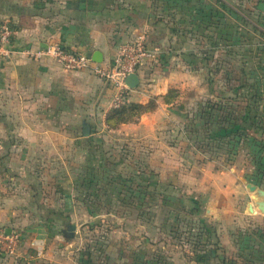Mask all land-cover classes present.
Wrapping results in <instances>:
<instances>
[{
	"label": "crops",
	"instance_id": "0c3cea01",
	"mask_svg": "<svg viewBox=\"0 0 264 264\" xmlns=\"http://www.w3.org/2000/svg\"><path fill=\"white\" fill-rule=\"evenodd\" d=\"M152 1L0 0V18L13 22L16 49L11 57H0V191L5 188L14 193L18 188L20 192L25 181H35L33 178L37 176H57L62 179L59 186L64 193L62 212L44 219L18 217L14 213L20 206L18 200L0 197V264H264V216H253L260 226L257 222L256 226L248 223L251 218L247 223L242 222L232 215L239 206L230 202L229 197H220L225 202L215 195L210 201V195L207 197L205 210L214 221L206 224L208 231L198 233L205 242L201 250H191L189 245L182 249L165 248L160 242L166 239L165 233L159 226L151 233L150 222H158L155 217L149 218L148 202L142 201L137 205L114 199L110 207L115 210L112 229L96 237L94 223L100 213L91 212L95 207L90 209L87 203H75L71 198L74 188L70 184L74 185L75 176L80 181L77 185H82L79 193L100 189L101 173L94 165L96 161L102 166L105 164L106 154L102 150L112 145L111 140L115 137L159 140L161 137L153 135V131L163 118L169 117L170 111L158 105L134 121L109 127L105 116L112 107H117L113 105L115 89L109 83L89 69L68 70L52 58L28 56L24 49L36 50L48 42H58L84 52L91 59L99 51L102 61L107 62L122 44L142 34L155 56L140 63L139 84L126 92L119 105L129 101L146 103L151 95L167 92L174 84L172 77L177 79L176 74L181 70L182 78L188 82L195 79L196 70L188 66L202 59L196 48L185 41L200 31L211 38L215 31L212 8L219 7L218 0H204L211 2L209 21L205 11V23L200 30L203 23H200L201 13L197 14L200 8L197 3L201 0H164L174 4L173 24L164 17V11L168 10L165 6L162 14L154 18ZM260 1L255 0L254 6ZM220 26H223L222 16ZM171 67L177 70L171 73ZM167 70L170 73H164ZM161 72L162 76L158 74ZM154 75L157 82L146 87L142 81L150 76L154 80ZM85 126L88 134H84ZM19 145L23 146L22 150ZM36 161L40 162L39 168ZM160 164L163 165L161 161ZM143 170L139 167L130 173L125 170L133 175L128 176L130 179L124 182L123 188L111 190L127 192L133 177H139L135 189L147 190L148 173ZM162 171L156 169L158 179L166 177ZM179 175L196 193H202L203 187L211 194L244 193L240 176L222 169L194 167L188 174L181 171ZM202 177L208 179L209 185L203 184ZM215 199L219 201L214 203ZM162 220L165 222L167 218ZM162 220L158 225H164ZM70 223L76 226L72 236L63 232V226ZM6 228H10L7 235L14 232L20 235L16 253L4 251Z\"/></svg>",
	"mask_w": 264,
	"mask_h": 264
},
{
	"label": "rangeland",
	"instance_id": "374dc122",
	"mask_svg": "<svg viewBox=\"0 0 264 264\" xmlns=\"http://www.w3.org/2000/svg\"><path fill=\"white\" fill-rule=\"evenodd\" d=\"M217 2L219 7L214 6L212 11V21L218 24V26L213 24L215 31L211 35V37L213 36L212 44L209 41L208 33L205 31L197 32L195 36H191L190 40L185 41L186 44L195 47L197 54L202 57V62L198 60L197 64L188 66L193 71L196 70L195 79L188 82L186 78H182L184 76L181 75L182 70L176 74V76L178 75L177 79L172 77L174 84L168 87L171 92L167 96L170 103L166 104L163 98L169 89L161 96L151 95V98L154 97L156 100V106L159 105L161 108L170 111L169 117L163 118L164 120L160 122L158 129L153 131V135L156 134L161 139L156 140V137H151L152 140H131L130 138L117 139L115 137L116 139L110 141L112 145L106 146L102 150L106 154V156L104 155L105 164L102 166L96 161L94 165L101 173L100 189L97 192L79 193L78 189L82 185H77L80 181L76 176L73 179L74 185L71 186L70 184L71 189L74 188L71 191V198L75 203L85 202L90 209L95 207L91 212L100 213L94 223L96 237L100 234L104 235L112 229V215L115 210L110 207H112L111 204L115 203V200L116 202L118 200L136 202L137 205L141 201L143 204L148 202L149 218L154 219L155 217L156 222H158H150L151 233L156 232L157 226L161 227L166 239H161L160 242L165 248L170 249L188 248V245L191 250L204 248L205 242L201 235L198 237V233H205L206 224L214 221L205 210L209 195V201L214 195L223 202L225 199H220L221 196L229 197L230 202L239 206L233 211V216L239 217L244 223H247L251 218L248 223L256 226L257 222L260 226L258 219H253V216H264L255 205V201L259 198L256 197L255 192L248 190L246 183L250 182L259 188H264V134H260L264 128V35L262 34L264 19L262 20V16L260 18L253 8L255 0H218ZM152 3L154 18L157 14H162L165 6L168 10L164 11V17L171 24L174 23V4L172 1L164 3V0H153ZM209 3L211 2L201 0L197 4L200 5L201 10L209 14ZM227 4L228 6H226ZM220 6L221 10L219 9ZM221 16L223 18L222 27L220 26ZM246 20H250L256 29L247 24ZM200 30H203V27ZM221 30H223L222 36H220ZM187 37L189 36L187 35ZM146 43L148 45L147 41ZM195 48L194 52H196ZM204 57H207V65H204ZM241 67H243V71H240ZM217 68H222L223 71H215ZM176 70L175 67H171L169 71L173 73ZM170 72L167 70L164 73ZM224 72H226L227 79L240 75L247 77L244 83L245 88H237L234 84L238 83L233 80L228 83L219 81L224 80V77H221ZM162 73L158 74L162 76ZM207 76L214 80L212 84L206 83ZM152 77L144 78L142 81L146 87L149 84L155 85L157 82V80L155 81L157 77L154 75V80ZM253 79L259 80L257 81L259 83L257 89L251 88L250 81ZM164 86L162 87L164 88ZM247 86H250L251 89ZM200 88H204V90L200 92ZM254 90H257L259 92L257 94L263 99L259 100V103L258 101H251L253 102L250 106L251 113L247 119L241 122L240 126L245 127L242 131L246 137L231 133L221 137L220 130L214 129V124H217L216 119L223 115L230 117L229 120L233 121V116L236 113L233 111L227 113L220 109L211 110L207 102L217 101L220 96L235 95L236 92L240 94L251 91V94H254L256 93ZM157 100H160V103ZM246 102L247 100L242 99L240 101L238 98H232L229 105L236 109L234 104L238 103L239 105L241 103L245 106ZM203 107L207 108L206 112L208 113L205 115L206 124L204 117L198 116ZM238 108L240 109V107ZM237 126L235 124L234 128ZM258 137H263V139H258ZM12 144H10L11 148ZM17 147L22 150L23 146ZM160 161L163 165L160 164ZM39 163L36 161L38 168ZM55 165L56 163L53 164V166ZM136 167L142 168L145 170H143L144 172L147 171L148 173L147 190L145 187L142 190L140 188L135 189L139 177H133L130 180L131 185L126 189L127 192L111 190L112 187L123 188L124 182L130 179L128 176L133 175H128L125 170L130 173ZM194 167L222 169L225 172L238 174L239 180L244 183V193L211 194L206 193L207 187H203L202 193H196L189 187L188 183L181 181L182 176L179 175L181 171L182 174H188V171ZM157 168L163 170L165 178H157ZM202 178L203 184L209 185L208 179ZM33 179L35 181H25L20 192L18 188L14 193L10 192V189L5 191L3 188L0 191V197L2 200H5L6 197L18 200L16 202L20 206L16 207L14 212L18 217L33 219L36 216L44 219L61 213L64 193L60 191L59 185L62 179L57 176L48 178L37 176ZM142 180L144 182V175ZM46 185L49 186L46 188ZM217 200L215 199L213 202L215 203ZM248 203L253 204L252 212L247 208ZM135 211L138 213L139 209ZM164 217L167 218L165 222L162 220ZM161 220L164 225H158L161 224ZM234 221L236 222V217H234ZM63 232L68 234V224L63 226ZM90 234L93 235V233ZM162 243L160 244L162 245ZM172 244L174 245L171 246ZM211 248L213 247L211 246Z\"/></svg>",
	"mask_w": 264,
	"mask_h": 264
},
{
	"label": "built area",
	"instance_id": "2783aa9c",
	"mask_svg": "<svg viewBox=\"0 0 264 264\" xmlns=\"http://www.w3.org/2000/svg\"><path fill=\"white\" fill-rule=\"evenodd\" d=\"M15 50L13 22L9 18L2 17L0 18V57L9 58ZM24 54L34 58L42 56L52 58L68 70L89 69L115 89L114 106H118L125 99L126 92L130 89L125 78L131 73H137L138 66L145 58L155 56V52L149 48L142 34L122 44L107 62H95L84 52L58 42H48L45 47H38L36 50L25 48ZM19 238L18 232L4 235L2 244L4 251L10 254L16 253Z\"/></svg>",
	"mask_w": 264,
	"mask_h": 264
},
{
	"label": "trees",
	"instance_id": "16d2710c",
	"mask_svg": "<svg viewBox=\"0 0 264 264\" xmlns=\"http://www.w3.org/2000/svg\"><path fill=\"white\" fill-rule=\"evenodd\" d=\"M229 9H230V7H229ZM213 10L214 9L212 8V11ZM254 10L258 13L260 18L262 16V20H263L264 17L262 15V11L257 9L256 6H254ZM199 12L202 15V18L200 19V23L204 24L205 22H204L203 16L205 15V11L201 10V7L200 8L198 7L197 8V14ZM206 15H207V19L206 20H207V23H208V21H209L208 15L209 14H206ZM212 23L215 24L216 22L212 21ZM246 23L249 24V25L254 26L250 20L249 21L246 20ZM215 25L218 26V24H215ZM203 26L201 25V27H203ZM253 28L256 29L255 26ZM247 29L249 30V28H247ZM262 34L264 35V31L262 32ZM212 37L211 38L208 37L210 42L212 40ZM216 42H217V40H216ZM211 44H212V42H211ZM215 46H217V45H215ZM222 46H223V44H222ZM199 57L202 59L201 56H199ZM204 58H206V57H204ZM209 71L211 72V70H209ZM215 71H218V72L220 71L221 72L223 70H222V68L221 69L217 68ZM240 71H243V67H241ZM221 77H224V80H219V81H221V82L224 81L223 83H228L230 80H233V81H235V83H238L236 85L234 84V86H236L237 88L244 89L245 86H246V85H244V83H245L247 77H242L240 75V76H237V77H230L229 79H227L226 78V72H224L223 76H221ZM257 81H259V80L258 79H253V80L250 81L251 82V88L257 89V86L259 84ZM207 82L209 84H212L214 82V80L212 79V77L207 76L206 83ZM247 87L249 89H251L250 86H247ZM254 91H256V93H254V94H251V91L241 92L240 94H238L236 92L235 95H232V96H230V95L220 96L219 100H217V101H212V102L209 101V102H207V104L210 105L209 107L211 108V110L220 109V110H222L224 112H227V113L230 112V111H233V112L236 113L233 116V121L229 120L230 117H226V116H223V115L216 119L215 122L217 124H214L215 125L214 129L220 130V136L221 137L228 136V135H230V133L232 135H238V136L246 137V135L243 134V131H242V130L245 129V127L240 126L241 122L244 119H247L249 117V114L251 113L250 112V110H251L250 106L252 105L251 103H253L251 101H258V103H259V100L263 99L262 97L260 98L259 94H257V93H259V92H257V90H254ZM170 92H171V90L169 89L168 92L163 96L165 103H170V100L167 98V96L170 95L169 94ZM255 97H256V100H255ZM232 98L233 99L238 98L240 101H242V99L243 100H247L246 105L243 106V105H241V103L239 105H238V103L234 104L236 106V109H235L233 106L229 105L230 102L232 101ZM155 107H156V100H155L154 97L153 98L150 97V99L146 103L129 101V102H126V103H124L122 105H119L117 107H112L107 112V114L105 116V122H106V124L109 127H116L120 123L136 120L141 114H143L145 112H148V111H151V110L155 109ZM238 107H240V109ZM206 110H207V108L203 107L202 109H200V111L198 113V116L200 115V117H202V116L204 117L205 124L207 122V119H206L205 115H208ZM240 112H242V113H240ZM244 114H246V115L244 116ZM235 124L238 125L236 128H234ZM260 134H264V128H263V132H261ZM258 139H263V137H258ZM200 257H201V255L198 256V259H200Z\"/></svg>",
	"mask_w": 264,
	"mask_h": 264
},
{
	"label": "water",
	"instance_id": "95a60500",
	"mask_svg": "<svg viewBox=\"0 0 264 264\" xmlns=\"http://www.w3.org/2000/svg\"><path fill=\"white\" fill-rule=\"evenodd\" d=\"M257 9L261 10L262 12H264V0L258 2V4L256 5ZM92 60L95 62H101L102 61V55L99 51H95L93 53L92 56ZM125 82L128 85L129 88H135L138 84H139V76L137 73H131L129 74L126 78H125ZM85 125H87L85 123ZM84 134H88V128L87 126H85V132ZM246 186L248 188L249 191H253L256 193V197L259 198L258 200L255 201V205L257 206V209L264 214V188H259L257 187V185L253 184V183H246ZM252 203H248L247 208L250 212H252ZM75 224L74 223H70L68 225V234L70 236L73 235L74 230H75ZM10 233V228H6V234Z\"/></svg>",
	"mask_w": 264,
	"mask_h": 264
}]
</instances>
